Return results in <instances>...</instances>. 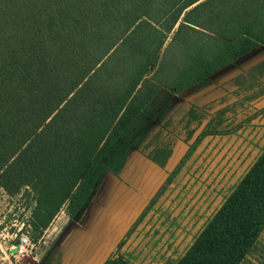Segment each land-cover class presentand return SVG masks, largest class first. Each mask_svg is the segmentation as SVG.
Wrapping results in <instances>:
<instances>
[{"label": "trees", "instance_id": "16d2710c", "mask_svg": "<svg viewBox=\"0 0 264 264\" xmlns=\"http://www.w3.org/2000/svg\"><path fill=\"white\" fill-rule=\"evenodd\" d=\"M176 25L179 58L158 63ZM258 50L264 0H0V188L31 192L33 241L62 209L68 223L82 219L141 142L133 128L161 89H201ZM263 76L264 61L243 80L250 88ZM223 131L215 118L203 125L101 264H135L121 249L202 141ZM169 156L153 147L147 159L163 168ZM263 230L264 153L165 264H264Z\"/></svg>", "mask_w": 264, "mask_h": 264}, {"label": "rangeland", "instance_id": "374dc122", "mask_svg": "<svg viewBox=\"0 0 264 264\" xmlns=\"http://www.w3.org/2000/svg\"><path fill=\"white\" fill-rule=\"evenodd\" d=\"M177 25L166 34L158 63L179 58L172 42ZM262 61L264 51L258 50L213 75L201 89L191 87L178 94L161 89L133 128L130 140L141 142L130 150L118 176H106L94 209H88L79 222L68 223L62 209L34 242L27 227L31 192L23 189L10 197L0 188V264H101L116 251L128 227L208 119L215 118L219 127H225L264 106V93L252 97L264 89V77L250 88V82L243 80ZM255 143L264 144L262 132L206 139L150 212L149 222L138 228L122 251L132 253L135 264H165L167 258L182 254L256 153ZM153 147L170 152L163 168L147 159ZM22 234L30 246L15 260L10 249Z\"/></svg>", "mask_w": 264, "mask_h": 264}, {"label": "flooded vegetation", "instance_id": "af4514ba", "mask_svg": "<svg viewBox=\"0 0 264 264\" xmlns=\"http://www.w3.org/2000/svg\"><path fill=\"white\" fill-rule=\"evenodd\" d=\"M264 77V76H263ZM263 77H257L258 79H261V78H263ZM257 79V80H258ZM209 120V119H208ZM207 120V121H208ZM216 120V119H215ZM206 121V122H207ZM220 122V121H219ZM218 122V123H219ZM218 128H220V129H222V130H224L223 131V134L222 135H220V136H208L207 138H205L203 141H202V143L206 140V139H210V140H212V139H214V138H216V137H218L219 139H221V138H223L224 136H226V137H232V136H237V137H240V136H242L246 131H253V132H255V136H257L259 133H261L262 132V135H264V106H262V107H260V108H258V109H256V110H254L251 114H249V115H247V116H245L244 118H242L241 120H239L238 122H236V123H234V124H230V125H227V126H225V127H223V126H221V127H219V124H218ZM236 128V129H235ZM195 139V138H194ZM193 139V140H194ZM192 140V141H193ZM260 140V139H259ZM201 143V144H202ZM200 144V145H201ZM200 145L197 147V149L200 147ZM254 147H255V149H257V151H256V153L251 157V160H250V162L248 163V165L246 166V168L244 169V171L238 176V178L235 180V182L231 185V187L227 190V192L224 194V195H222V198H221V201H220V203L217 205V207L212 211V213L216 210V209H218L219 207H220V205H221V203H222V201H223V199H224V197L229 193V191L233 188V186L237 183V181L240 179V177L242 176V174L247 170V168L249 167V165L252 163V161L255 159V158H257L260 154H262V153H264V144H259V143H255L254 144ZM196 149V150H197ZM196 150H195V152H196ZM186 151V150H185ZM194 152V153H195ZM252 152V150H250V152L248 153V155L250 154ZM194 153H193V155H194ZM192 155V156H193ZM192 156H191V158H192ZM190 158V159H191ZM190 159L187 161V163L190 161ZM187 163H186V165H187ZM185 165V166H186ZM185 166H184V168H185ZM183 168V169H184ZM183 169L180 171V173L183 171ZM179 173V174H180ZM179 174L176 176V178L179 176ZM176 178L174 179V181L176 180ZM173 181V182H174ZM173 184V183H172ZM172 184H170L169 185V188L171 187V185ZM169 190V189H168ZM167 190V191H168ZM166 191V192H167ZM165 195V194H164ZM159 202V201H158ZM156 206V205H155ZM154 210H155V207H154ZM211 213V214H212ZM210 214V215H211ZM209 215V216H210ZM208 216V217H209ZM207 217V218H208ZM206 218V219H207ZM206 219L204 220V222L206 221ZM203 222V223H204ZM203 225V224H202ZM201 225V226H202ZM201 228V227H200ZM199 231V230H198ZM197 231V232H198ZM196 232V233H197ZM263 233H264V230H263V232H262V237H261V239L263 238ZM135 234H137V232L135 233ZM196 235V234H195ZM194 235V236H195ZM193 236V237H194ZM132 238V237H131ZM130 238V239H131ZM193 239V238H192ZM263 241V240H262ZM129 242V241H128ZM127 245V244H126ZM121 251H122V249H121ZM124 252H127L126 250H124ZM127 253H129V254H131L132 255V258H133V262L135 263V257L133 256V254L132 253H130V252H127Z\"/></svg>", "mask_w": 264, "mask_h": 264}, {"label": "built area", "instance_id": "2783aa9c", "mask_svg": "<svg viewBox=\"0 0 264 264\" xmlns=\"http://www.w3.org/2000/svg\"><path fill=\"white\" fill-rule=\"evenodd\" d=\"M30 216V214H29ZM27 227L30 229L29 225L27 224ZM30 246V241L29 238L27 237V235L22 234L19 238H18V243L15 246H12L10 249V256L13 259H17L19 257H22L27 248Z\"/></svg>", "mask_w": 264, "mask_h": 264}, {"label": "crops", "instance_id": "0c3cea01", "mask_svg": "<svg viewBox=\"0 0 264 264\" xmlns=\"http://www.w3.org/2000/svg\"><path fill=\"white\" fill-rule=\"evenodd\" d=\"M127 159H128V158H127ZM104 181H105V180H104ZM103 184H104V182H103ZM103 184H102V186H103ZM102 186H101V187H102ZM100 189H101V188H100ZM100 189H99V191H98V193H97V195H96L94 201L92 202V205H90L89 208H88L90 212H91V211L94 209V207H95L94 203H95V200L97 199L98 194L100 193ZM88 209H87V210H88ZM87 210H86V211H87ZM82 218H83V217H82ZM72 222H73V221H72ZM78 222H79V221H78ZM90 222H91V224H92V220H91ZM70 223H71V222H70Z\"/></svg>", "mask_w": 264, "mask_h": 264}]
</instances>
